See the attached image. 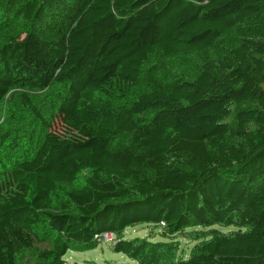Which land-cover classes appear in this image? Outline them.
<instances>
[{
  "label": "trees",
  "instance_id": "16d2710c",
  "mask_svg": "<svg viewBox=\"0 0 264 264\" xmlns=\"http://www.w3.org/2000/svg\"><path fill=\"white\" fill-rule=\"evenodd\" d=\"M3 106L34 126L0 264H69L103 232L138 264H264V0H0Z\"/></svg>",
  "mask_w": 264,
  "mask_h": 264
},
{
  "label": "rangeland",
  "instance_id": "374dc122",
  "mask_svg": "<svg viewBox=\"0 0 264 264\" xmlns=\"http://www.w3.org/2000/svg\"><path fill=\"white\" fill-rule=\"evenodd\" d=\"M23 1L24 0H13L16 5ZM16 20L19 23L18 26H20V29L24 28L21 31L22 36L24 35L26 29V23L19 18ZM16 118L17 114L15 111L12 115H10V110H8L5 106L2 107L0 111V181L4 175L7 174L10 165L18 156V153L14 152V150H19L15 149L16 143L22 142L20 148L25 149L28 141L24 139L28 137L30 130L34 126L32 119L30 124L19 127L18 125H15V122L17 123ZM4 139H11L10 143L7 142L9 140H6L4 144H2ZM210 228H217L221 232H226L228 230L227 227H220L216 225L206 227L204 230H208ZM200 229H202V227L196 226L194 228L196 231ZM124 235L127 238L138 237L148 240L173 242L176 244V256L178 257L188 256L192 251L193 246L197 243V241L193 238L194 234L192 232H177L166 235L163 233V230L146 224L130 226L125 229ZM111 245V243L98 241L93 248L88 250H70L66 253L65 260L69 264H138L137 261L130 259L122 253L114 252Z\"/></svg>",
  "mask_w": 264,
  "mask_h": 264
},
{
  "label": "built area",
  "instance_id": "2783aa9c",
  "mask_svg": "<svg viewBox=\"0 0 264 264\" xmlns=\"http://www.w3.org/2000/svg\"><path fill=\"white\" fill-rule=\"evenodd\" d=\"M161 225L163 226L164 223L161 222ZM94 240L96 242L100 241V242H103V243H111V244H113L114 240H115V236H114V234L112 232H103L101 234L95 235Z\"/></svg>",
  "mask_w": 264,
  "mask_h": 264
}]
</instances>
